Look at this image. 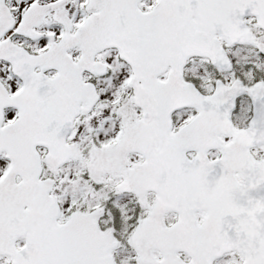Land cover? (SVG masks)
Segmentation results:
<instances>
[{
    "label": "snow or ice",
    "instance_id": "obj_1",
    "mask_svg": "<svg viewBox=\"0 0 264 264\" xmlns=\"http://www.w3.org/2000/svg\"><path fill=\"white\" fill-rule=\"evenodd\" d=\"M0 264H264V0H0Z\"/></svg>",
    "mask_w": 264,
    "mask_h": 264
}]
</instances>
